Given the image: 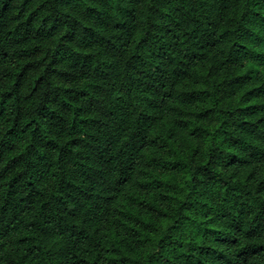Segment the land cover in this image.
<instances>
[{
	"label": "trees",
	"instance_id": "trees-1",
	"mask_svg": "<svg viewBox=\"0 0 264 264\" xmlns=\"http://www.w3.org/2000/svg\"><path fill=\"white\" fill-rule=\"evenodd\" d=\"M0 264H264V0H0Z\"/></svg>",
	"mask_w": 264,
	"mask_h": 264
}]
</instances>
